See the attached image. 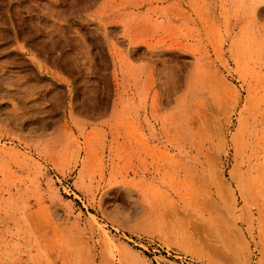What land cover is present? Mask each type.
<instances>
[{
	"label": "rangeland",
	"instance_id": "374dc122",
	"mask_svg": "<svg viewBox=\"0 0 264 264\" xmlns=\"http://www.w3.org/2000/svg\"><path fill=\"white\" fill-rule=\"evenodd\" d=\"M0 264H264V0H0Z\"/></svg>",
	"mask_w": 264,
	"mask_h": 264
},
{
	"label": "bare ground",
	"instance_id": "6f19581e",
	"mask_svg": "<svg viewBox=\"0 0 264 264\" xmlns=\"http://www.w3.org/2000/svg\"><path fill=\"white\" fill-rule=\"evenodd\" d=\"M77 1V0H76ZM78 4H80V0H78ZM190 4V3H189ZM198 7H200V6H198ZM203 8V7H202ZM207 14V13H206ZM205 15V14H204ZM208 20V19H207ZM113 21V20H112ZM209 116V115H208ZM193 121V120H192ZM212 132V131H211ZM211 136V135H210ZM206 152V151H205ZM204 153V152H203ZM208 152H206V154H207ZM208 155H209V153H208ZM209 157H210V155H209ZM211 158V157H210ZM202 206V205H201ZM207 206V205H206Z\"/></svg>",
	"mask_w": 264,
	"mask_h": 264
}]
</instances>
